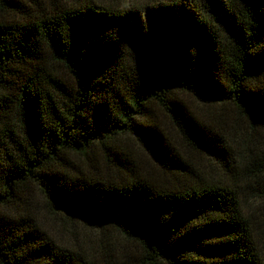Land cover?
I'll return each mask as SVG.
<instances>
[{
    "label": "trees",
    "instance_id": "trees-1",
    "mask_svg": "<svg viewBox=\"0 0 264 264\" xmlns=\"http://www.w3.org/2000/svg\"><path fill=\"white\" fill-rule=\"evenodd\" d=\"M41 1L0 0V264H264V0H154L152 36ZM39 208L137 255L60 245Z\"/></svg>",
    "mask_w": 264,
    "mask_h": 264
},
{
    "label": "rangeland",
    "instance_id": "rangeland-1",
    "mask_svg": "<svg viewBox=\"0 0 264 264\" xmlns=\"http://www.w3.org/2000/svg\"><path fill=\"white\" fill-rule=\"evenodd\" d=\"M46 0H42L41 2H45ZM69 1V0H55L56 4H59L60 2ZM92 1L95 4H98L103 7L112 8V9H119V10H134L137 9L139 12V17L142 20L143 26L146 28L147 32L152 36L151 29L149 27L148 20L142 14L143 6L146 4L151 3L154 0H89ZM194 2V5L192 4ZM205 0H191V3H187L188 5H174L172 6L173 9H175V13H177V10L182 7H186L185 10L188 12H192L193 6L195 7L200 6L201 8H206L207 4L205 3ZM194 10V9H193ZM179 11V10H178ZM190 107L192 109V112L199 116L200 118L204 119V115L207 116H214L218 112H220V108L218 106H211V105H204L199 104L193 100H190ZM224 113L227 115L231 112L229 110L224 109ZM238 124L239 127L244 129L245 131H248L247 125L245 123L241 122V118H238ZM258 132L261 133V130L256 129ZM262 139L264 141V136H262ZM142 160H144V163L146 162V165L150 166L148 162L146 161V158L143 154H140ZM41 220L43 221V224L45 226V229L49 233V235L54 239L55 242H57L60 245L69 247L75 251H84L90 246L94 247L92 251H101L102 247H105L106 238L107 235H109L119 246H122L126 248L127 250L133 252L137 255V252L139 250L138 246L124 238H121L118 236L113 228L107 226L105 228H101L102 231H104L105 237L101 238L99 235V231L97 228L89 227L85 224H82L76 219L68 218L62 214H50L44 209L39 208L38 212ZM104 239V240H103Z\"/></svg>",
    "mask_w": 264,
    "mask_h": 264
}]
</instances>
